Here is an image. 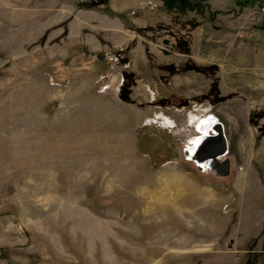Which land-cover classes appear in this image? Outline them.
I'll list each match as a JSON object with an SVG mask.
<instances>
[{
	"label": "rangeland",
	"instance_id": "rangeland-1",
	"mask_svg": "<svg viewBox=\"0 0 264 264\" xmlns=\"http://www.w3.org/2000/svg\"><path fill=\"white\" fill-rule=\"evenodd\" d=\"M262 1L0 0V264H264Z\"/></svg>",
	"mask_w": 264,
	"mask_h": 264
},
{
	"label": "water",
	"instance_id": "water-1",
	"mask_svg": "<svg viewBox=\"0 0 264 264\" xmlns=\"http://www.w3.org/2000/svg\"><path fill=\"white\" fill-rule=\"evenodd\" d=\"M215 129L218 132L222 131L221 123L217 124ZM225 154L226 143L222 135L208 139L196 150L197 158L204 162L207 161L206 166L211 167L217 175L221 176H226L230 172V160Z\"/></svg>",
	"mask_w": 264,
	"mask_h": 264
},
{
	"label": "bare ground",
	"instance_id": "bare-ground-1",
	"mask_svg": "<svg viewBox=\"0 0 264 264\" xmlns=\"http://www.w3.org/2000/svg\"><path fill=\"white\" fill-rule=\"evenodd\" d=\"M219 123L220 122L214 115L209 114L207 118L202 119V121H199L198 124L196 125L198 134L195 135L193 139H191L190 143L187 144L186 149H185V156L187 157V159L194 161L197 164V166L200 164L202 165V167H204L205 163H207V161L204 162L197 158L196 150L200 147L201 144H203L208 139H213L219 135H222L226 143V154L228 153V142H227V138H226L223 126H222V131L218 132L215 129V127ZM210 169L214 171L211 167Z\"/></svg>",
	"mask_w": 264,
	"mask_h": 264
},
{
	"label": "built area",
	"instance_id": "built-area-1",
	"mask_svg": "<svg viewBox=\"0 0 264 264\" xmlns=\"http://www.w3.org/2000/svg\"><path fill=\"white\" fill-rule=\"evenodd\" d=\"M258 10L260 13L264 12V0L261 2V4L258 5Z\"/></svg>",
	"mask_w": 264,
	"mask_h": 264
},
{
	"label": "flooded vegetation",
	"instance_id": "flooded-vegetation-1",
	"mask_svg": "<svg viewBox=\"0 0 264 264\" xmlns=\"http://www.w3.org/2000/svg\"><path fill=\"white\" fill-rule=\"evenodd\" d=\"M206 164H207V163H206ZM206 164H205V166H204V167H202V165H200V164H199V165H198V167H199V168H202V169H204V168H206V167H207V166H206Z\"/></svg>",
	"mask_w": 264,
	"mask_h": 264
}]
</instances>
